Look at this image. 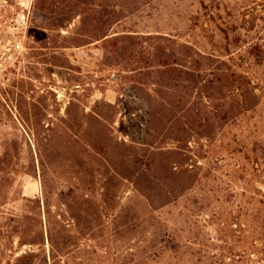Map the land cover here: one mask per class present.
Returning <instances> with one entry per match:
<instances>
[{"label":"rangeland","instance_id":"rangeland-1","mask_svg":"<svg viewBox=\"0 0 264 264\" xmlns=\"http://www.w3.org/2000/svg\"><path fill=\"white\" fill-rule=\"evenodd\" d=\"M0 264H264V0H0Z\"/></svg>","mask_w":264,"mask_h":264}]
</instances>
